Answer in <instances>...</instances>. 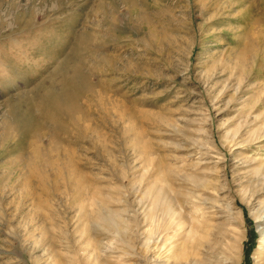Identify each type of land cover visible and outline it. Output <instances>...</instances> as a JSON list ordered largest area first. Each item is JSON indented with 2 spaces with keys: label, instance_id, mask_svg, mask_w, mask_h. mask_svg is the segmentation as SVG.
I'll return each mask as SVG.
<instances>
[{
  "label": "rangeland",
  "instance_id": "obj_1",
  "mask_svg": "<svg viewBox=\"0 0 264 264\" xmlns=\"http://www.w3.org/2000/svg\"><path fill=\"white\" fill-rule=\"evenodd\" d=\"M180 220L264 264V0H0V264Z\"/></svg>",
  "mask_w": 264,
  "mask_h": 264
},
{
  "label": "bare ground",
  "instance_id": "obj_2",
  "mask_svg": "<svg viewBox=\"0 0 264 264\" xmlns=\"http://www.w3.org/2000/svg\"><path fill=\"white\" fill-rule=\"evenodd\" d=\"M260 220L262 219H259V221ZM183 228L185 231V233H182V239L184 238L183 241H179V239L176 240L177 236L175 235H173L175 239H169L170 237L165 239V236L161 237L160 234L157 238H154L149 233V238L146 243L144 242V244H142L143 248H140L143 249L145 264H159L160 261L165 262V264H217L216 262H220L219 257L223 256V253L225 254V262L222 264H232L234 259L232 253L235 252L234 249L228 246L226 247L227 250H224L226 248L221 249L219 243L213 242L210 238L212 233L207 225L195 222L190 226L189 230H187L184 221L180 220L178 228L179 233H181V229ZM200 230H203V234L199 238L194 239L196 236L195 234H199ZM217 237L218 236H214L213 238ZM132 242L133 241L128 242L127 246L129 250L127 249L125 253L129 252V254H132L136 250L137 244H132ZM151 256H154V258H151ZM121 258L117 257L112 260L113 258L109 259L98 254L96 264H112L113 262H116V264H129L127 263L128 258L126 260Z\"/></svg>",
  "mask_w": 264,
  "mask_h": 264
}]
</instances>
